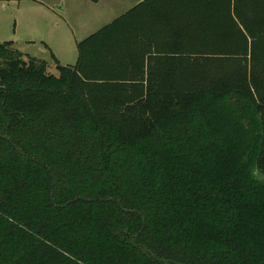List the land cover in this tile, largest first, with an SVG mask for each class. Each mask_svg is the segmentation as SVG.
Here are the masks:
<instances>
[{
    "label": "trees",
    "instance_id": "obj_1",
    "mask_svg": "<svg viewBox=\"0 0 264 264\" xmlns=\"http://www.w3.org/2000/svg\"><path fill=\"white\" fill-rule=\"evenodd\" d=\"M76 48L0 44V264H264V0H143Z\"/></svg>",
    "mask_w": 264,
    "mask_h": 264
},
{
    "label": "rangeland",
    "instance_id": "obj_2",
    "mask_svg": "<svg viewBox=\"0 0 264 264\" xmlns=\"http://www.w3.org/2000/svg\"><path fill=\"white\" fill-rule=\"evenodd\" d=\"M132 0H0V44L12 42L23 59L35 57L57 74L73 65L78 42L121 15ZM56 59V60H55Z\"/></svg>",
    "mask_w": 264,
    "mask_h": 264
},
{
    "label": "crops",
    "instance_id": "obj_3",
    "mask_svg": "<svg viewBox=\"0 0 264 264\" xmlns=\"http://www.w3.org/2000/svg\"><path fill=\"white\" fill-rule=\"evenodd\" d=\"M89 2H91L92 4H94L95 6H98L99 4H100V2H101V0H97V1H92V0H88ZM143 0H141V1H137V0H132V2H131V4H130V6H129V8H127L121 15H123L124 13H126L127 11H129L130 9H132L133 7H135L137 4H139L140 2H142ZM121 15H119V16H121ZM119 16H117L116 18H118ZM115 18V19H116ZM115 19H113V20H111V22L112 21H114ZM111 22H109L108 24H110ZM108 24H106V25H108ZM106 25H104V26H102V27H100L99 29H97L95 32H97V31H99L100 29H102L103 27H105ZM95 32H93V33H95ZM88 37V36H87ZM77 46V45H76ZM77 49V48H76ZM58 60V59H57ZM76 60H77V58H76ZM59 61V60H58ZM75 64V63H74ZM73 64V65H74ZM66 66H72V65H70V64H67Z\"/></svg>",
    "mask_w": 264,
    "mask_h": 264
},
{
    "label": "water",
    "instance_id": "obj_4",
    "mask_svg": "<svg viewBox=\"0 0 264 264\" xmlns=\"http://www.w3.org/2000/svg\"><path fill=\"white\" fill-rule=\"evenodd\" d=\"M137 1H141V0H137Z\"/></svg>",
    "mask_w": 264,
    "mask_h": 264
}]
</instances>
